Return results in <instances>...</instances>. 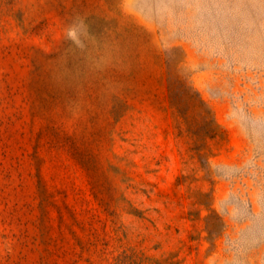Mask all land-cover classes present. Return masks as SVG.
I'll return each mask as SVG.
<instances>
[{
  "label": "rangeland",
  "instance_id": "1",
  "mask_svg": "<svg viewBox=\"0 0 264 264\" xmlns=\"http://www.w3.org/2000/svg\"><path fill=\"white\" fill-rule=\"evenodd\" d=\"M0 264H264V0H0Z\"/></svg>",
  "mask_w": 264,
  "mask_h": 264
},
{
  "label": "clouds",
  "instance_id": "2",
  "mask_svg": "<svg viewBox=\"0 0 264 264\" xmlns=\"http://www.w3.org/2000/svg\"><path fill=\"white\" fill-rule=\"evenodd\" d=\"M180 2L185 4L189 8L194 7L197 10H199L201 7L206 6L209 0H180ZM82 28H83V23L81 22L80 29ZM77 32H78V29L74 27L69 31L68 35L72 37L73 39H76Z\"/></svg>",
  "mask_w": 264,
  "mask_h": 264
}]
</instances>
